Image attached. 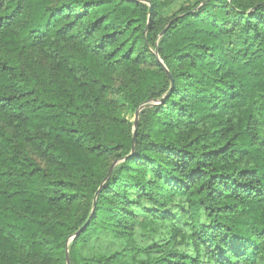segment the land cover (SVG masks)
Returning <instances> with one entry per match:
<instances>
[{"label": "trees", "instance_id": "16d2710c", "mask_svg": "<svg viewBox=\"0 0 264 264\" xmlns=\"http://www.w3.org/2000/svg\"><path fill=\"white\" fill-rule=\"evenodd\" d=\"M203 1L0 0V264H264V0Z\"/></svg>", "mask_w": 264, "mask_h": 264}, {"label": "rangeland", "instance_id": "374dc122", "mask_svg": "<svg viewBox=\"0 0 264 264\" xmlns=\"http://www.w3.org/2000/svg\"><path fill=\"white\" fill-rule=\"evenodd\" d=\"M188 1H195V0H188ZM177 8V4L174 5L173 8H170L167 12V15L171 14ZM113 241L106 236H100L94 240H92L88 244H84L81 246L80 250L83 254L92 255V254H99V253H109L113 250Z\"/></svg>", "mask_w": 264, "mask_h": 264}, {"label": "water", "instance_id": "95a60500", "mask_svg": "<svg viewBox=\"0 0 264 264\" xmlns=\"http://www.w3.org/2000/svg\"><path fill=\"white\" fill-rule=\"evenodd\" d=\"M207 0H204L202 3H204V2H206ZM148 6H149V12H150V5L148 4ZM155 55L157 56V53L155 52ZM170 82H171V84H172V79L170 78ZM149 105H151V103H144V104H141L137 109H136V111H135V113H134V117H133V136H132V147H131V150L133 151V141H134V132H135V129H136V125H137V120H138V112L142 109V108H144V107H146V106H149ZM117 161H114L113 163H112V165L110 166V168H109V170H108V172H107V174H106V176L104 177V179H103V182L107 179V177L109 176V174H110V172H111V169H112V167H113V165L116 163ZM99 191V188H98V190H97V192ZM85 226V223L82 225V227L80 228V229H78L76 232H75V234H74V236H76V235H78L79 234V232L81 231V229L83 228ZM71 238V237H70ZM68 241L69 240H67V242H66V244L68 243ZM65 261H66V264H70V262H69V257H68V252H67V249L65 250Z\"/></svg>", "mask_w": 264, "mask_h": 264}]
</instances>
